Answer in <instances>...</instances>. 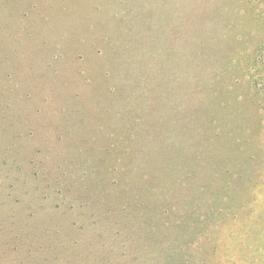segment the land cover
Wrapping results in <instances>:
<instances>
[{"label":"rangeland","instance_id":"374dc122","mask_svg":"<svg viewBox=\"0 0 264 264\" xmlns=\"http://www.w3.org/2000/svg\"><path fill=\"white\" fill-rule=\"evenodd\" d=\"M99 2L108 3L0 0V264H264L263 239L254 241L264 214V177L244 185L232 216L227 197L193 206L171 199L170 214L165 206L138 213L131 187L107 172L115 157L105 160L98 150L87 155L78 141L70 143L69 129L102 126L97 87L108 70L119 87V70L130 62L109 67L117 46L128 42L113 25L97 26L100 17L111 19L110 11L96 14ZM143 62L135 65L151 80L155 64ZM225 80L228 105L220 117L229 140L240 119L234 100L245 98L247 88L244 80ZM183 82L174 77L168 90L160 82V92L151 83V93L180 98ZM208 132L192 137L199 158L216 153ZM263 155L230 172H262ZM194 171L201 183L206 172ZM117 193L130 216L116 205Z\"/></svg>","mask_w":264,"mask_h":264},{"label":"trees","instance_id":"16d2710c","mask_svg":"<svg viewBox=\"0 0 264 264\" xmlns=\"http://www.w3.org/2000/svg\"><path fill=\"white\" fill-rule=\"evenodd\" d=\"M107 2H99L96 14L107 10L111 19L102 16L97 26L113 25L117 38L128 42L124 48L117 46L108 65L117 68L118 63L130 62L119 70V87L118 82L116 86L110 82L109 70L97 87L102 126L84 128V133L80 128L69 129L68 136L75 135L70 143L78 141L87 155L98 150L105 160L115 157L108 162L111 169L107 172H116L119 181L131 187L130 198L138 213L147 210L151 214L165 206L164 214H170L174 211L171 199L193 206L208 198L227 197L229 214L234 215L236 197L244 185L264 177V170L230 172L264 154V0ZM242 19L247 24H241ZM141 59L155 64L151 80L142 66L135 65ZM174 77L184 79L183 93L177 91L180 98L163 99L151 93L152 84L160 92V82L168 90ZM225 79L244 80L247 88L245 98L234 100L240 119L238 132L233 130L236 138L232 133L229 140H225L229 129L220 117L228 105ZM205 130L210 131L208 138L216 153L199 158L191 141ZM145 156H153V162L143 161ZM194 170L206 172L201 183ZM121 198L117 193L116 205L130 216L127 205L119 207ZM254 234V241L259 235L264 245V214ZM247 236L252 239V232Z\"/></svg>","mask_w":264,"mask_h":264}]
</instances>
